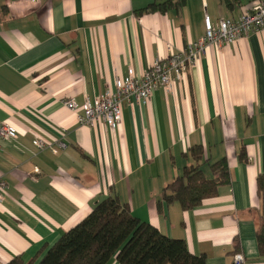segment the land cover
<instances>
[{"label":"crops","instance_id":"1","mask_svg":"<svg viewBox=\"0 0 264 264\" xmlns=\"http://www.w3.org/2000/svg\"><path fill=\"white\" fill-rule=\"evenodd\" d=\"M155 1L0 0L7 10L0 18V124L17 133L0 141V264L16 256L29 263L112 196L139 221L183 240L205 264H233L236 254L244 264H264L256 241L264 210L257 193L264 178V30L208 47L169 93L159 88L145 105H124L114 130L77 122L81 106L114 92L116 79L140 77L202 38L205 15L217 27L256 0L231 9L219 0H187L166 14L136 15ZM67 101L78 110H68ZM34 137L55 152L37 150ZM195 145L209 163L226 159L230 182L183 211L161 196L194 163L187 152ZM202 171L212 178L208 164Z\"/></svg>","mask_w":264,"mask_h":264},{"label":"trees","instance_id":"2","mask_svg":"<svg viewBox=\"0 0 264 264\" xmlns=\"http://www.w3.org/2000/svg\"><path fill=\"white\" fill-rule=\"evenodd\" d=\"M187 0H156L136 12L166 14L181 9ZM226 8L241 6L243 0H219ZM7 15L0 9V18ZM193 164L185 167L179 177L163 190L162 200L167 204L178 203L183 211L199 207L203 202L217 197L219 187L230 182L225 158L209 163L204 159L201 145L188 149ZM240 161L245 154L239 153ZM208 164L212 178L205 177L202 165ZM257 193L264 209V178L257 179ZM256 241L259 257L264 259V210L259 222ZM45 252V253H44ZM108 264L115 259L118 264H205L204 256L192 255L183 240L162 235L153 226L135 218L126 204L116 196L108 197L94 205L92 211L69 231L64 233L47 250H41L27 264ZM7 264H24L20 256Z\"/></svg>","mask_w":264,"mask_h":264},{"label":"built area","instance_id":"3","mask_svg":"<svg viewBox=\"0 0 264 264\" xmlns=\"http://www.w3.org/2000/svg\"><path fill=\"white\" fill-rule=\"evenodd\" d=\"M264 30V0H256L250 9L243 12L237 19H224L215 27L207 15L204 16V35L197 42L189 44L182 52L170 54L165 59L155 61L140 77H135L131 72L125 79L115 80V91L105 92L93 101H86L82 106L81 115L77 116L80 125L95 127L98 124L114 130L121 121L122 107L124 105H145L153 93L161 88L169 93L175 82L181 81L189 68L195 66L197 60L208 47L221 48L234 44L237 40L250 32ZM70 111H77L73 101L64 104ZM17 139V133L8 124H0V141L9 142ZM33 145L37 150L46 148L55 152V149L46 145L40 138L34 137ZM57 148L64 149L65 144L58 142ZM6 185L0 183V190H5ZM3 196L0 193V201ZM241 254L233 257V264H244Z\"/></svg>","mask_w":264,"mask_h":264}]
</instances>
